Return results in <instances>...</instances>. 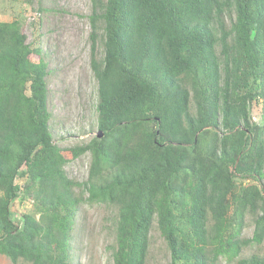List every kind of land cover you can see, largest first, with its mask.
I'll list each match as a JSON object with an SVG mask.
<instances>
[{"label": "trees", "instance_id": "16d2710c", "mask_svg": "<svg viewBox=\"0 0 264 264\" xmlns=\"http://www.w3.org/2000/svg\"><path fill=\"white\" fill-rule=\"evenodd\" d=\"M92 2L98 134L69 149L91 155L82 183L53 142L40 46L18 20L0 23V254L73 264L89 203L117 210L110 264H147L155 224L171 264H264L241 258L264 244V0Z\"/></svg>", "mask_w": 264, "mask_h": 264}, {"label": "rangeland", "instance_id": "374dc122", "mask_svg": "<svg viewBox=\"0 0 264 264\" xmlns=\"http://www.w3.org/2000/svg\"><path fill=\"white\" fill-rule=\"evenodd\" d=\"M92 12V0H0V23L18 20L22 33L27 36V42L32 48L40 46L48 62L49 74L46 79L53 142L69 159L65 166L68 177L81 183L88 180L91 155L72 159L69 149L89 143L98 134V81L91 65ZM103 26L99 23L100 38L96 50L99 61L103 59L105 51L101 39L104 35ZM257 122L262 124V119L258 118ZM22 182L18 180V183ZM29 207L17 200L12 210L22 214L28 210L33 211ZM15 219L18 220L17 217ZM116 225L115 208L82 203L75 217L72 263H112L111 247L115 245ZM253 230L252 220L247 217L242 237L251 238ZM253 254L264 256V244L246 248L241 258ZM236 262L221 261L220 264ZM0 264L15 263L0 254ZM17 264L32 263L20 261ZM147 264H171L170 251L156 224L151 232Z\"/></svg>", "mask_w": 264, "mask_h": 264}, {"label": "water", "instance_id": "95a60500", "mask_svg": "<svg viewBox=\"0 0 264 264\" xmlns=\"http://www.w3.org/2000/svg\"><path fill=\"white\" fill-rule=\"evenodd\" d=\"M102 137V133H100V135H99V138H101Z\"/></svg>", "mask_w": 264, "mask_h": 264}, {"label": "clouds", "instance_id": "9594fccd", "mask_svg": "<svg viewBox=\"0 0 264 264\" xmlns=\"http://www.w3.org/2000/svg\"><path fill=\"white\" fill-rule=\"evenodd\" d=\"M102 137H103V135H102ZM28 206H30V204H27ZM29 208H31V206L29 207ZM25 213V212H24Z\"/></svg>", "mask_w": 264, "mask_h": 264}]
</instances>
